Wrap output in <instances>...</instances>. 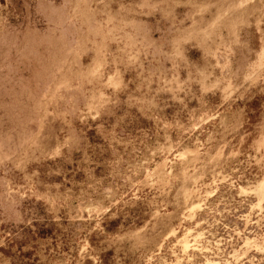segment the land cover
<instances>
[{"label":"rangeland","instance_id":"374dc122","mask_svg":"<svg viewBox=\"0 0 264 264\" xmlns=\"http://www.w3.org/2000/svg\"><path fill=\"white\" fill-rule=\"evenodd\" d=\"M0 264H264V0H0Z\"/></svg>","mask_w":264,"mask_h":264},{"label":"trees","instance_id":"16d2710c","mask_svg":"<svg viewBox=\"0 0 264 264\" xmlns=\"http://www.w3.org/2000/svg\"><path fill=\"white\" fill-rule=\"evenodd\" d=\"M13 1H15V0H13Z\"/></svg>","mask_w":264,"mask_h":264}]
</instances>
